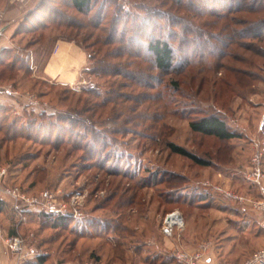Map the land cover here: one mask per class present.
Wrapping results in <instances>:
<instances>
[{
	"label": "rangeland",
	"instance_id": "obj_1",
	"mask_svg": "<svg viewBox=\"0 0 264 264\" xmlns=\"http://www.w3.org/2000/svg\"><path fill=\"white\" fill-rule=\"evenodd\" d=\"M96 1L89 17L70 8V0L44 1L39 13L35 11V15H26L19 21L13 43L0 51V87H13L19 93V96L0 94V171H6L4 183L18 187L31 197H41L47 191L65 201L73 197L79 212L73 217L79 223L59 229L33 218L18 228L17 236L23 238L26 246L43 252L49 264H132L145 259L158 264L163 261L159 254L144 246L146 240L170 251L179 245L192 252L202 245H208L210 250V243L214 241V246L229 248L216 254L217 262L245 263L264 249V235L257 238L262 233H242L244 224L233 219L234 232L226 234L227 240H223L226 223L220 220L218 211H211L209 206L197 207V202L192 200L202 197L199 192L206 193L203 187L212 188L207 183L245 196L252 202L261 198L259 189L247 179V175L256 154L262 155L264 170V38H241L243 35L239 34L250 29V23L263 21L264 12L228 13L221 0L216 3L214 0H194L196 11H211L213 8L218 14L227 15L229 19L223 22L208 15L199 16L194 10L191 13L180 10L169 0ZM184 1L187 4L193 0ZM40 2L43 1L37 5ZM225 3L232 5L230 0ZM233 4L235 7L236 2ZM103 5L107 18L98 30L92 27L67 28L52 23L50 12L53 10L74 23L90 26ZM117 12L128 22L129 28L136 18L150 19L147 33L152 34L154 25H157L162 28L161 32L153 33L157 36L161 33L167 39H170L169 33H174L172 39L175 35L188 39L183 29H190L192 43L185 46H180V42L174 44L179 52L175 69L182 67L184 59L193 50L195 53H212L202 59V67L179 69L176 74H163L150 62L146 72L148 79L142 80L148 84L144 87L135 86L128 77H98L91 72L94 62L90 59H102L106 51L115 49L116 46L102 48L95 43L100 37L107 39L112 35V20ZM154 13L177 18L181 25L171 27L168 18H155ZM234 31H237L236 35ZM200 32L218 37L210 39V36L209 44H206V39L198 41ZM248 32V35L255 34L257 27ZM58 40L76 42L89 56L86 70L75 84H55L45 79L44 67ZM100 48L102 54L98 56ZM147 55L152 61L151 55ZM106 61L116 71L120 69L121 74H131L126 60ZM177 86L179 90H175ZM90 89L100 96L84 93ZM28 96L36 99L38 104H30ZM106 101L108 105L99 107V103ZM63 112H78L79 118L93 122L95 126L87 131V126L72 128L69 124L57 125V119H48ZM43 113L47 119L41 121L39 115ZM205 114L221 116L242 138L221 142L193 133L190 120ZM52 122L59 126L56 130L52 128ZM30 125L33 129L41 126L44 134L39 136L33 131V140L21 138L27 136L22 131L24 128L29 131L27 127ZM60 127H66V130L59 132ZM93 131L101 133L108 147L102 150L100 144L91 145ZM78 134L84 138L88 136L86 141L98 149V157L74 149ZM59 135L67 142L55 148V139ZM70 137L71 142H68ZM43 139L52 142L45 141L42 145ZM167 142L211 160L212 166H197L172 154ZM171 174L183 177L180 184L187 180L180 187H185L187 196H182L178 203L169 202L179 197V191L170 190L177 184L168 177ZM216 193L220 197L214 199L215 207L226 205L233 216L239 213L249 217L257 213L252 206L247 208V205ZM0 198L5 200L4 212L0 215V256L4 257L1 263L22 264L6 245L7 237L11 236L8 232L13 223L22 221L24 211L39 209H20L21 217L10 197L0 192ZM174 211L184 216L185 229L177 231L176 237L170 240L162 231L165 216ZM94 219L102 221V227L93 229L90 234L85 233L82 221L95 222ZM258 222L255 221L259 226ZM252 228L251 231H257L254 230L256 227ZM211 235L214 239L210 241ZM198 238L199 244L193 248L192 241ZM140 245L142 251L135 254V248ZM206 259L207 256L203 262Z\"/></svg>",
	"mask_w": 264,
	"mask_h": 264
},
{
	"label": "trees",
	"instance_id": "obj_2",
	"mask_svg": "<svg viewBox=\"0 0 264 264\" xmlns=\"http://www.w3.org/2000/svg\"><path fill=\"white\" fill-rule=\"evenodd\" d=\"M43 2H40L39 5H37L31 12L27 13L26 15L31 17L32 15H35V11L36 12H40L41 8L44 7V1L47 0H41ZM53 1V0H52ZM170 2H172L174 4V7H178V9L186 11L188 13L193 12L192 10L195 9V2L193 1H187V4L185 3L184 0H169ZM219 0H214V2L216 3ZM222 6L226 7V12L228 13H237L240 11H244V12H248L250 14H259L264 12V0H230L231 4L234 5L233 3L236 2V6H232V5H228L227 3H225V0H221ZM262 1V2H261ZM94 2H97L96 0H70V8L74 9L78 14H80L81 16L84 17H89L90 13H91V9L92 6L94 5ZM258 2V4H257ZM202 9V8H201ZM224 10V9H223ZM196 11V10H194ZM198 12L197 14L199 16H210L212 18L218 19L223 21V22H227V20L229 18H227V15H220L218 14V11L216 9H211V11H207V10H203V11H196ZM51 16L53 17L52 19V23L54 25L57 26H64L67 28H75V29H88L89 27H92L93 29L98 30L100 27V24L103 23V21L107 18V16L105 17L106 14V6H101L97 15V19L95 21L92 22V24H90V26L86 25L85 23L82 24H77L74 23L72 20H69L67 17H65L64 14L59 13V12H55L52 10V12H50ZM117 16L113 17L112 20V35L110 37H108L107 39L104 38H98L97 42L95 43V45L97 44V46H101L102 48L105 47H115L114 50L112 51H106L104 57L102 59L96 60V59H90L92 60V62H94V67L92 69V74L98 76V77H117V76H123L125 78L128 77L129 80H132L135 84V86L137 87H144L147 86L148 84L146 82L143 83V79H148V75L146 74L147 72V68H149L148 66L149 63L151 62L153 65V68L162 72L163 74H170V73H175L176 70L179 69H187V70H193L195 68L198 67H202L203 65L202 63V59L204 57H206L207 55L211 54L212 52H208V54L205 52H203V54L201 52L199 53H195V50H193L190 54H188V57H186L184 59L183 65L180 68L175 69L176 63H177V48L175 47V43L180 42V46H185L186 44H190L192 43V41H190L189 36L191 38V36L193 35V33H191L192 31H190V29L185 28L183 29V34L185 36H188V39H183L182 37L175 35L174 39H172L173 34L174 33H169V37L168 38H164L161 36V33L159 36H157L156 34L161 32V29L159 26L154 25L153 27V32H157V33H153L152 34H148L147 33V29L150 27V23L151 20L150 19H135V23L134 25L131 26V28L128 27V22L124 19H122V16L120 14V12L116 13ZM25 15V16H26ZM155 18H168L169 19V24L171 25V27L177 28L178 26L181 25V21L177 18H173L170 15L167 14H158V13H154ZM123 24V25H122ZM213 24V23H212ZM227 25H225L224 27L226 28ZM120 27L122 29H120ZM250 29H246L243 32H240L239 35H243L241 38H254V39H258V40H263L264 38V20L261 22H256V23H250L249 24ZM253 27H257V32L253 35H248L249 32ZM207 30V28H205ZM234 34H237V31H234ZM199 37L198 41H203L204 39H206V44H209V40L208 38L210 37V39L213 38H217L215 35H208V33L206 34L205 32L201 33L199 35H197ZM208 41V42H207ZM179 53V52H178ZM181 53V52H180ZM102 54V49L100 48V51L98 52V56H101ZM151 55L152 61H150V58L147 59L148 55ZM211 57V56H210ZM107 59H113L115 61H120V60H126L125 64L126 67L128 69L131 70V74H121L122 72L117 70L116 68H114L113 65H109L108 63H106ZM198 59H200L198 61ZM96 60V62H95ZM2 63V62H1ZM147 65V67H146ZM112 68H114V70H112ZM177 72V71H176ZM176 74V73H175ZM94 89H90L88 91L84 90V93L87 95H92L94 97H98L100 96L99 93L93 91ZM175 90H179V87L177 86ZM108 101L106 102H102L101 104L99 103V107H105L106 105H108ZM111 103V102H110ZM76 115H75V114ZM80 115L78 114V112H63V113H58L57 115H52V118H48V119H52L55 121V119H57L58 124L60 125L62 124H69V126H71L72 128H76L79 126L82 127H86L87 126V131L88 128H92L93 122L90 123L87 120L81 119L79 118ZM47 115H45L44 113L39 115V119L41 121L46 120ZM55 116V117H54ZM93 121V120H92ZM89 122V124H88ZM52 128L53 129H57L56 123L52 122ZM189 127L191 129V131L193 133L196 134H200L206 137H213L221 142H229L235 139H241L242 135L239 133H236L234 131H232L228 124L225 122V120L217 115V114H211V115H203L197 119H192L189 122ZM37 128V127H36ZM66 127H60V130H58L59 132L64 131L66 129H64ZM27 129L29 131H25L26 128H24V130L22 131L24 134L23 137L21 138H26L28 140H33L32 138V132L36 131V133L41 136L42 134H44L42 130V127H38L37 129H33L32 125L28 126ZM86 131V132H87ZM88 133V132H87ZM74 134L72 133V136ZM26 136V137H25ZM78 140L76 141L77 144L75 143L74 145V149L75 150H80V151H84L85 153L87 152L88 154H90L92 157L96 158L99 156V151L98 149L95 150L94 148L91 147L94 146L93 144H95L96 146H98L100 144V146L103 148L108 147L107 144V140L103 138V136H101V133H98L96 131L92 132V137H93V143H90L88 141H86L87 137H81L80 134H78ZM102 137V138H101ZM79 139H82L81 142H79ZM46 142L51 143L52 140L47 141L45 139ZM43 140H41V144H45L46 142ZM66 139L65 138H60V135L56 137L55 139V143H54V147L58 148L61 147V145L65 144ZM67 142V141H66ZM68 142H71V137L70 140H68ZM88 142V143H87ZM48 143V144H49ZM168 150L177 156L183 157L185 159L190 160L192 163L196 164L197 166H201V167H210L212 166V161L211 160H206L203 159L199 156H197L196 154L190 152L189 150H187L186 148L179 146L173 142H167L166 143ZM121 162V161H120ZM169 178L172 177L173 179V183H177L174 184L175 186L172 187V191L177 190L179 191L178 194V199L175 200L173 199V195L172 193H170L171 199H173V201H169V202H175L178 203L179 200H181L182 196H187L186 195V191H184L185 187L183 189H180L181 185L184 186L187 183V180H185L182 184H180L179 180L182 179L183 177L179 176V175H175V174H171V176H168ZM166 181V179H165ZM167 182H171V181H167ZM204 188V192L206 193H198L199 196L201 194L202 197H198L197 200H192L194 201V203H196V206L198 207H203V206H209L212 207L214 206V203L216 202V197L219 196L216 191L213 190V188H207V187H203ZM181 190V191H180ZM220 197V196H219ZM180 198V199H179ZM215 199V200H214ZM226 200V199H224ZM190 204H193V202H191ZM4 208H5V200L0 198V215L3 214L4 212ZM33 218H36L39 222H41L42 224H49L51 228L54 229H59L65 226H69L72 223H79L77 220H75L73 217H69V216H59V215H53V214H49L46 213L45 211H24V215H23V219L22 221H19L17 223H13L11 229H9V235L11 236H16L18 234V228L19 227H23L24 225H26L27 223L31 222ZM94 221H90V220H84L82 222H84L83 227H86V232L90 234L89 232H92L93 229H99L100 227H102L101 224H103L102 221H97V219H94ZM71 222V223H70ZM264 223V222H263ZM43 224V225H44ZM95 224H97V226H95ZM262 228V227H261ZM103 229L101 228V231ZM103 235V234H102ZM104 236V235H103ZM144 246L148 248L147 245V240L144 241ZM141 245L137 248H135V254L140 253L141 250ZM156 254H159L158 252H156ZM161 256V254H159ZM164 260L160 261L158 264H162L165 262H171L173 264H180L176 258L173 255H165V256H161ZM98 261V260H96ZM145 261H149L148 259H145ZM151 264H155L154 262L150 261ZM25 264H49V259L46 256H37L34 257L32 259H28L26 261Z\"/></svg>",
	"mask_w": 264,
	"mask_h": 264
},
{
	"label": "built area",
	"instance_id": "obj_3",
	"mask_svg": "<svg viewBox=\"0 0 264 264\" xmlns=\"http://www.w3.org/2000/svg\"><path fill=\"white\" fill-rule=\"evenodd\" d=\"M14 3H27L29 0H12ZM4 28V14L0 11V36ZM0 94H7L11 96H19V93L13 89V87H0ZM30 98V104H38L36 99L28 96ZM6 176V171H0V192H3L6 196L10 197L13 200L14 207L16 211L21 216L22 211L20 209H39L45 211L46 213L59 215V216H69L77 217L79 215L78 205L75 201V198L72 197L71 200L65 201L60 199L59 195H56L54 192L47 191L44 192L41 197H31L23 194L18 187H10L4 183ZM247 179L255 185L261 194V198L257 202H252L247 199L245 196H240L232 191H228L221 186L210 185L212 188L223 195L228 199L241 204H249L252 206L259 216L264 220V170L262 167V155L256 154L252 159L251 167L249 168V173ZM251 202V203H249ZM22 217V216H21ZM185 229V219L184 216L178 212L174 211L165 216L164 225H163V235L166 239H174L176 237V232ZM2 229L0 228V234ZM6 245L8 249L18 257V260L23 264L27 259H32L37 256H44L43 252L38 251L34 247L26 246L23 238L16 236H9L6 239ZM208 245H202L199 249L195 251H186L180 246L174 247L172 250L173 256L180 264H201L204 261L206 252L208 251ZM25 263V262H24ZM61 264V263H54ZM93 264V263H87ZM224 264V263H216ZM243 264H264V249L258 251L251 259L246 261Z\"/></svg>",
	"mask_w": 264,
	"mask_h": 264
},
{
	"label": "crops",
	"instance_id": "obj_4",
	"mask_svg": "<svg viewBox=\"0 0 264 264\" xmlns=\"http://www.w3.org/2000/svg\"><path fill=\"white\" fill-rule=\"evenodd\" d=\"M39 1L40 0H29L27 3L18 4V3H14L12 0H0V11L3 12L4 14V28L0 36V51L3 50L4 48H8L9 46H11V44L13 43L12 37L15 34V31L19 25V21L27 13L31 12L37 6ZM9 28H11L10 29L11 31L7 32ZM88 63H89V56L87 52L80 45H78L76 42H73V41L58 40L55 43L52 54L47 60L43 73L45 75V79L50 83L62 84V85H72L79 81L80 75L82 74L84 70H86L85 68L87 67ZM246 205H247V208L250 207L249 204H246ZM210 208H211L210 209L211 211H215V210L218 211L217 213H218V216L220 217V220L226 223L224 224L225 230L223 231L224 233L223 240H227V237H225L226 234L228 235L229 233L234 232L233 226H231L233 219L239 220L242 224H244L243 225L244 229L242 230V233H252V232L262 233L259 236H257V238L264 235V223H263L264 220L259 216L258 213H255L256 215L252 213L250 214L251 216L249 217L244 216V215L240 216L238 215L239 213H236L233 216L232 214L229 213L230 209L226 205H223L220 208L218 206L215 207L214 205ZM257 220L259 221L258 222L259 226L257 225V223H255V221ZM252 227H256L254 230H257V231H251L253 229ZM213 232L215 233L216 231H213ZM212 239H214L213 235L209 237L210 241ZM196 240L194 241L193 239L192 241L193 243L191 242L193 245V248L194 247L196 248L197 245L199 244L198 243L199 238ZM153 242L154 241H147L149 251L158 252L159 254H161V256L170 255V254L173 255L172 251H170L169 249L164 248L162 245L157 247L156 245H154ZM174 243L177 245L176 241H174ZM210 244L212 248L210 250L208 249V251L206 252L207 259L202 264L220 263L215 260L216 254L221 253V252L223 253L224 251L222 249H224L225 251L229 249L226 246L222 247L221 245H217V244H216L217 246H214L215 245L214 241H211ZM3 258H4L3 256H0V264H3L1 263V262H4ZM222 263L231 264V263L223 262V261ZM132 264H151V262L144 260L141 262L139 261V263L134 262ZM162 264H173V263L167 261ZM232 264H238V263H232Z\"/></svg>",
	"mask_w": 264,
	"mask_h": 264
}]
</instances>
